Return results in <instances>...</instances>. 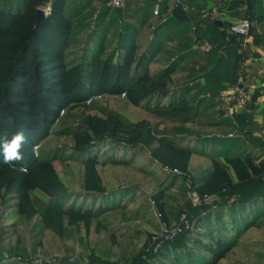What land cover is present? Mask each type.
Listing matches in <instances>:
<instances>
[{
  "label": "trees",
  "instance_id": "16d2710c",
  "mask_svg": "<svg viewBox=\"0 0 264 264\" xmlns=\"http://www.w3.org/2000/svg\"><path fill=\"white\" fill-rule=\"evenodd\" d=\"M67 1L0 0V136L7 134L10 138L14 132L22 130L28 140L22 161L8 165L0 156V193L10 194V198L16 200L19 215L28 220L38 217L34 224L36 234L48 229L62 235L67 232L68 225L82 221L88 226L106 209L120 207V200L112 199L111 193L107 194V201L97 198L104 195L96 169L98 150H103L104 146L120 142L134 147L144 145L150 148L152 159L171 170L178 169L184 175L188 174L191 155L196 152L193 147L183 144L182 135L187 133L185 127H174L170 134L168 130L159 132L156 127H148L144 120L132 122L117 111L98 107V114H86L77 124L55 131L72 136L70 149L39 150L33 154V146L47 136L53 124L64 123L59 115L61 109H65L70 101L82 102L98 93H124L132 105H142L162 120L184 124L198 117V105L191 104L185 92L197 89L198 97L200 84L186 87L180 93L172 91L176 59L165 68L150 71V54L145 51L137 57L136 39L140 31L153 17L165 19L168 0H142L137 4L134 8V14L139 13L137 26L129 19L134 15L122 13V17L128 19L122 30L119 26L122 11L118 10L122 6L102 7L99 10L103 11L101 18L93 25L90 20L94 8L70 16ZM133 1L128 0V3ZM192 1L187 0L186 7L177 0L163 27L184 20L195 23L192 20L198 17L200 6ZM47 3H50V11L37 23L36 10ZM156 3L158 15L153 12ZM194 26L196 42L211 45L207 58L208 61L214 58L215 64L205 75L203 89L214 93L223 89L222 82L235 84L241 57L234 53L230 59L219 52H223L225 46H231L235 51L239 39L229 36L215 21L206 20L204 24ZM158 35V31H154L155 39ZM81 41L83 47L77 49L80 55L72 53L70 47L80 46ZM211 52L218 55L213 57ZM259 95L254 93L253 100ZM91 103L93 105L94 100L90 99ZM204 154L211 158V171L195 189L200 195L216 198L208 206H193L188 198V187L180 190L185 198L177 219L186 213L189 226L183 224L172 239L163 240L157 248L156 242L151 248L145 244L138 253L121 254V259L89 252L78 257L65 256L54 262L44 260L28 264H221L220 261L237 244L238 237L255 225L253 216L256 219L264 215V160L257 162L252 152L228 154L223 160L210 153ZM61 159L82 163L81 185L87 199L93 198L88 204L84 201L75 206V199L68 193L52 163ZM120 161L115 155L109 159L113 164ZM35 190L38 195L33 201L30 194ZM162 199V191L153 195L161 219L166 222ZM97 200L101 201L95 208ZM258 200L261 207L251 217L249 208ZM22 255L27 256V251L24 250Z\"/></svg>",
  "mask_w": 264,
  "mask_h": 264
},
{
  "label": "crops",
  "instance_id": "0c3cea01",
  "mask_svg": "<svg viewBox=\"0 0 264 264\" xmlns=\"http://www.w3.org/2000/svg\"><path fill=\"white\" fill-rule=\"evenodd\" d=\"M141 2L142 0H134L132 4L127 8L131 10V13H134L135 6ZM174 2H175L174 0H168V10L166 12L167 16L165 15L164 20L163 17L162 20L161 19L158 20L157 17L155 18L153 17L154 19L153 20L151 19L150 22L153 21L155 22V24L151 27H144L140 31L136 39L138 46L137 57H139L145 51H147L148 54H150L151 57V61L149 63L150 71H156L165 68L168 64H170V62L176 59L177 63L174 68L175 71L173 72L172 75V84H171L172 91H176L177 93L178 92L180 93V91H182L184 88L186 87L189 88L199 83L201 92L199 93L198 97H196L197 96L196 94L198 93L197 89L192 88L189 90V92L188 91L185 92L186 99H189L191 101V104L198 105V113H197L198 117H196L194 120H191L190 122L181 124L179 122L162 120L158 117H155L152 113L147 111L142 105L139 106H141L144 110H146L147 112L152 114L155 118H157L158 121L155 122L154 126L152 127H156L159 132L168 130L170 131L169 132L170 134L174 127L187 128V133L182 135L183 144H188L189 147H193L194 149H196L195 150L196 152H194L191 155L189 161L188 174L190 172V181H192V185L194 187H197L198 185L201 184L203 178L207 176L211 171L210 170L211 158L205 155L204 152L210 153L213 157L217 158L218 160H223V157L225 155L232 154L233 150H231V147H233L236 143L231 142L228 144L226 148H224L223 143L225 142H223V140L227 141L233 138H237L239 141L241 140V142L247 144V148L245 149V151L242 152H252V154L257 157V162L264 160V149H263L264 87L257 91L260 95L257 97L256 100H253V98H251V101L247 103L245 107L239 109L240 110L238 112L240 114L239 117H244L246 113V117H244L245 122L249 123V117H251L250 119L251 123L248 126H246V128H242L239 124L237 126L234 125L230 116L226 115V113H224L223 111V108L221 107L223 103H225L223 100V95L226 93V90H229L231 88L232 84L230 82H222L221 84L223 86V89L219 91L218 90L219 88H217L215 90L218 91L214 93L206 92L203 89L204 87L203 85L205 82V75L207 74V72H210L215 67L214 58H212L210 61H208L207 58L209 51L211 49V45L208 42H201V43L194 42L192 49H190V45H191L190 41L192 43L191 36L195 37V31H193L194 25H192L191 31H189V28L187 29V33L182 31V25L180 24V22L172 23L171 26L169 25L163 27V23L165 22V20H168L169 17L171 16L170 11L172 7L175 5ZM180 2L184 3L185 6L187 5V0H180ZM192 2L199 4L200 9L198 10L199 11L198 15L199 16L201 15V17L202 16L204 17V14L206 13L205 11L207 10L206 8L209 7V8L218 9L219 6H223V9L225 7L230 9L236 8L239 11H241L242 16L240 19H237V21L239 20L241 21L243 20V18H249L252 21V29L250 31V35L247 37L246 41L244 42L245 44L244 48H242V45L236 46L237 48L234 51L233 47L230 46L227 48L225 46L224 51L219 53H221L223 57L226 56L229 57L230 59L234 57V53L240 55L241 61L239 63V69L236 72L237 76H239L238 75L239 70L244 76H247V78L249 77L255 78L256 74H263L264 73V0H260V2L258 3H255L254 0H219L218 2H216L215 0H193ZM127 8H125V14H128ZM191 9L193 10V8ZM138 14L139 13L137 12V14H134V17L132 18L136 26H137L136 18ZM222 15H224L223 12L221 13V18L223 17ZM220 21L222 22L223 25L224 21L222 20ZM231 23L232 22H230V24ZM153 30L158 31L159 33L158 37H156L155 39L158 42V44L154 46L150 45ZM242 50L244 51L242 52V54H240L239 52H241ZM151 52L153 53L151 54ZM213 52L210 53V55H212L213 57L218 55V53L217 54L214 53L213 55ZM183 54L185 56H183ZM179 70L184 71L185 74L177 73V71ZM212 74L214 76V73ZM176 75L179 76V80L174 79L175 78L174 76ZM214 77L216 79V76ZM206 94L209 96H207ZM204 104L206 105L204 106ZM167 122L170 123V127L164 128L163 123H167ZM239 123L241 122L239 121ZM160 126L162 127L160 128ZM209 127L211 128V130H214V132L212 133H220L223 136L224 135L226 136L228 133L233 132L234 130H237L238 134L236 133V136L233 137L212 136L209 138H207L205 135H209L210 132L208 134H205L204 136L203 134L200 135L202 129L204 128L209 129ZM193 132L199 133V135L196 140H193L192 143L191 141L189 142L186 139V137L190 136L191 134H194ZM108 145H109L108 147L107 145L104 146L103 150L102 148L98 150L97 153L98 158L96 163L97 172H98V166H108V167L133 168L144 175H151L153 178H158L159 176L160 177L162 176L161 180L157 182V186H156L157 190L154 191L152 194L154 195V193L156 194L158 191H162L163 192L162 200L164 203L166 216L168 215V213H173L174 218H177L178 211L181 208L183 204V200L185 198L181 194L180 190L183 187H187L188 174L187 175L178 174L170 170H165L161 163H159L155 159H152L149 149L147 152L145 151L144 148L146 146L144 145H138L134 147V146H129L124 142H120L119 144H108ZM209 146L210 148L208 150ZM143 152L146 153V155H142ZM112 154L115 155L116 158L121 159L122 161L114 164L109 162L110 157L113 156ZM140 158H147V159L143 163L137 164ZM55 161H60V160H55ZM55 161H53L52 163H54ZM69 161H73V160H69ZM73 162L78 163L82 167V172H83L82 163L79 161H73ZM82 172L79 177L80 178L79 192H74L65 185L68 190V193H70L71 197L75 199V206H80V204L84 201L85 203L87 202L88 204L90 200L93 199L92 197L91 199H87L85 190L81 185ZM110 193L113 194L112 199L120 200V207L117 209L115 208L114 210L106 209L104 212L101 213V215H99L96 218L97 221H103L102 223L103 225H101L102 227H107V224H109L108 219L112 216H115L116 214L117 215L120 214L123 219H127L129 217L137 218L140 214L144 213L149 208V203H145V205L141 204L136 207H132L131 209H127L129 204L136 203L143 196L141 193L138 192V189L135 186H118L111 189L104 188V195ZM30 195L34 201L36 195H38V192L36 190L32 191ZM104 195H99L97 196V198L102 199L104 201L109 200V196L107 195V197H104ZM173 195H175L177 199L180 200V202L174 208L175 209L174 211L165 208L166 205L165 201H167L170 198L174 199ZM186 195H187V191H186ZM100 201L97 200L95 202V208L96 207L98 208V204ZM253 205L254 207L251 206L248 212L251 217L254 215L255 211L258 210L259 207H261L259 200ZM195 214L197 215V212H195ZM213 217L214 216H212V220ZM34 218H37L36 219L37 222L38 217L35 216ZM34 218H32L31 220H33ZM253 220L255 225L251 226L246 232H244L241 236L238 237L236 242L237 244L233 248H231L230 251L235 247L245 243L244 237L247 236L249 231L255 228L264 227V215L261 217L258 216L256 219L253 216ZM36 222L34 221V224H36ZM80 222L82 221L77 222L75 225H79ZM34 224L32 228L35 231L36 237H38V235L43 234L44 231L48 230L45 229L40 234H36V229L34 228ZM75 225H68L67 232L62 235H58L51 230L49 231L53 232L54 234L60 237H63L64 235H72L73 233L76 232ZM127 230L128 229H126V233L129 234L130 231ZM77 240L81 241L82 237L80 235L77 236ZM252 246L253 245H250V247ZM255 247L256 246L254 245V248ZM22 251H24V249H22ZM87 253H89V251H85L84 253L81 254H87ZM100 254L103 255L104 253L100 252Z\"/></svg>",
  "mask_w": 264,
  "mask_h": 264
},
{
  "label": "rangeland",
  "instance_id": "374dc122",
  "mask_svg": "<svg viewBox=\"0 0 264 264\" xmlns=\"http://www.w3.org/2000/svg\"><path fill=\"white\" fill-rule=\"evenodd\" d=\"M130 5L131 3L129 4L127 3V0H124L122 7L118 9L119 11H122L121 15L119 16L121 18L119 25L121 30L125 28V22H127L128 20L122 17V13L125 14V8L129 7ZM106 6L114 7L108 3V0H68L67 13L70 16H77L78 14L80 15L84 11L89 10V8H94L95 11H93V15L90 20V23L92 21L94 25L95 22H99L101 18V13L103 11L99 12V10H101L102 7ZM206 9V11H210L214 8L208 7ZM218 9L220 10V13L223 12L224 14L222 15V18L221 14L219 16V19L224 21V26L222 25L221 27L228 34V26L230 22H238L237 19L241 18L242 13L236 8L230 9L225 7L223 9V6H219ZM128 15H134V13H131V10L128 9ZM129 19L131 21V24L133 26H136L132 18ZM206 20L208 19L204 20L203 16L201 17V15H198V17L192 20L195 23H191L188 20L180 21V24L182 25V31L187 33V29L190 27V25L192 26L195 24L196 26H198L199 24H204ZM154 24L155 22L153 21L148 22V25L146 27H151ZM153 33L154 31L152 32V39L150 41V45L152 46L158 44V42L155 40V36H153ZM85 39L86 37H84L82 41L84 42ZM191 39L194 40L192 36ZM82 41L80 46L70 47L72 53L80 55L77 49H81L83 47ZM193 43L194 41H192V43L190 41V49H192ZM177 73L185 74V72L181 70L177 71ZM174 77L175 80H179L178 75ZM248 81L249 80H247V82ZM90 99L94 100L93 105L92 103L89 104ZM205 105L206 104H204V106ZM98 107H105L110 110L118 111L129 120H132L134 122L144 120L147 123V126L150 128L154 126L155 122L158 121L157 118L144 110L141 106H133L123 93H98L82 102L70 101L65 109H61L59 111V115L63 119L64 123H54L51 127V131L37 145V147H35L36 145L33 146V154L35 155V152L39 150L49 151L55 148L70 149L73 144L72 136L56 134L55 131L66 126L77 124L78 121L86 114H98ZM239 111L240 110L237 109V112ZM250 119L251 117H249V123H242V125H240L239 123V125L242 128H246V126L251 123ZM161 127L162 126H160V128ZM163 127H170V123H163ZM209 132L212 133L214 132V130H211L210 127L209 129L204 128L201 130L200 135L203 134L204 136ZM233 132H236L238 134L237 130H234ZM193 133L194 134L186 137V139L189 142L191 141L192 143L193 140H196L199 135V133ZM223 142H225L223 143L224 148H226L231 142L236 143L233 147H231V150H233L232 154H240L247 148V144L241 142V140L239 141L237 138H233L227 141L223 140ZM108 146L109 145H107V147ZM209 148L210 146L208 147V150ZM144 149L147 152L150 148L145 147ZM66 152L67 151H65V153ZM142 155H146V153L143 152ZM146 159L147 158H140L137 164L143 163ZM53 166L68 188H70L74 192L80 191L79 177L82 172V167L78 163L61 159L60 161H55L53 163ZM98 172L100 174L104 188L111 189L118 186H135L138 189V192L143 195L142 198L136 203L129 204L127 209H131L132 207H136L141 204L145 205V203H149V208L144 213L140 214L137 218L129 217L127 219H123L120 214H116L115 216H112L108 219L109 224H107V227L101 226L103 225V221H97L96 219H94L88 226L83 222H80L79 225H75L76 232L72 235H64L63 237H60L53 232L46 230L43 232V234L36 237L35 231L33 230L32 226L34 224V221L36 222L37 218L28 220L20 216L16 212V200L10 198V194L5 195L1 192L0 254L7 253L8 256L20 255L22 258H25V260L23 259L21 261L25 262V264L34 261L41 262L44 260L47 262H54L57 260H61L65 256L78 257L85 251L94 252L99 256H101L100 252H103L104 254L102 256H110L114 259H121L123 258V255L121 254L127 255L130 253H138L140 251L139 249H142L145 244H148V247L151 248L154 241L160 239L164 234V230L167 229L165 228L164 223L168 226L166 222H169L170 225H172L173 223L180 220V218H174L173 213H168L166 219L167 221H163L160 217L156 216L155 208L150 204L149 199H153L152 193L157 190V182L161 180L162 176L153 178L151 175H144L133 168L108 166H98ZM187 178L190 179V172ZM182 189H184V187ZM173 198L174 199L170 198L165 201L166 209H171L172 211L175 210L174 208L177 206L180 200L177 199L175 195H173ZM189 211L192 212V209ZM233 218L234 217H232V220ZM126 229H128L127 231H130L129 234L126 233ZM79 235L82 237L81 241L77 240V236ZM244 238L245 243L232 249L221 260L222 264H264V227L252 229ZM250 245L253 246L250 247ZM254 245L256 246L255 248ZM22 249L27 250V256L22 255L24 253ZM11 250H14V252L16 253H11ZM2 257L3 256L0 255V261ZM12 261L13 260H7L2 263Z\"/></svg>",
  "mask_w": 264,
  "mask_h": 264
},
{
  "label": "built area",
  "instance_id": "2783aa9c",
  "mask_svg": "<svg viewBox=\"0 0 264 264\" xmlns=\"http://www.w3.org/2000/svg\"><path fill=\"white\" fill-rule=\"evenodd\" d=\"M159 1V0H158ZM176 3L177 0H174ZM124 0H108V3L114 7H121L123 5ZM44 10L45 14H48L50 11V3H47L46 5L41 7ZM154 14L158 15V3L154 6ZM220 10L217 8H214L210 11H206L204 14V18L210 20V21H219L220 16ZM164 20V18H163ZM252 29V21L249 18H243V20L234 22L229 24L228 26V35L235 36L239 39V45H242V48H244V42L246 41L247 37L250 35V31ZM193 31H195V26L193 27ZM194 42H196L195 37H193ZM196 46V44H195ZM244 50L239 52L242 54ZM238 80L235 84L231 85V88L229 90H226V93L223 95V100L225 103L221 106L223 108L224 113L226 115L230 116L232 119L234 125L239 124V113L237 112V109L243 108L246 106L247 103L251 101L252 96L254 93H256L259 89H262L264 87V73L263 74H256L255 78H247V76H244L241 71L238 72ZM247 80H249L247 82ZM124 94V93H123ZM207 95V94H206ZM209 96V95H207ZM221 99V98H220ZM236 135V132H230L226 136L221 135L220 133H209V135H205L207 138L215 136V137H233ZM37 147V145L35 146ZM264 149V146H263ZM37 151L35 152V154ZM165 170H170L172 172H176L178 174H181V171L178 169H169L167 166H163ZM25 170V169H23ZM187 187H188V198L190 199L191 205L193 206H203V205H210L212 204L213 200L216 198L213 195L207 196V195H200L195 189V187L192 185V181L190 179H187ZM150 204L154 206L155 208V214L157 217L161 218L160 212L157 210L155 206V202L153 199H149ZM184 224L185 227L189 226L187 215L186 213H182L180 216V220L176 223H173L170 226H167L164 223L165 229L163 236L160 238V240H156L155 248H157L163 240H170L172 239L180 230L181 226ZM167 226V227H166ZM2 259L0 261V264L2 262H5L7 260H13V261H22L25 258H22L21 256H8L7 253L2 254ZM38 262V261H35Z\"/></svg>",
  "mask_w": 264,
  "mask_h": 264
},
{
  "label": "clouds",
  "instance_id": "9594fccd",
  "mask_svg": "<svg viewBox=\"0 0 264 264\" xmlns=\"http://www.w3.org/2000/svg\"><path fill=\"white\" fill-rule=\"evenodd\" d=\"M28 143L25 133L21 131L14 132L9 138L7 134L0 136V156L3 157V163L13 165L23 160V148Z\"/></svg>",
  "mask_w": 264,
  "mask_h": 264
},
{
  "label": "water",
  "instance_id": "95a60500",
  "mask_svg": "<svg viewBox=\"0 0 264 264\" xmlns=\"http://www.w3.org/2000/svg\"><path fill=\"white\" fill-rule=\"evenodd\" d=\"M47 14L44 13V10L41 8V7H38L37 10H36V16H37V20L36 22L39 23ZM215 23L218 25V26H222V22L219 21H215ZM239 121L241 123H244L245 122V118L244 117H240L239 118Z\"/></svg>",
  "mask_w": 264,
  "mask_h": 264
}]
</instances>
